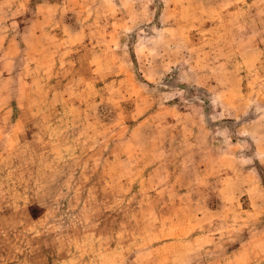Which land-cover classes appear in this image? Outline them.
<instances>
[{
    "label": "rangeland",
    "instance_id": "1",
    "mask_svg": "<svg viewBox=\"0 0 264 264\" xmlns=\"http://www.w3.org/2000/svg\"><path fill=\"white\" fill-rule=\"evenodd\" d=\"M0 264H264V0H0Z\"/></svg>",
    "mask_w": 264,
    "mask_h": 264
}]
</instances>
